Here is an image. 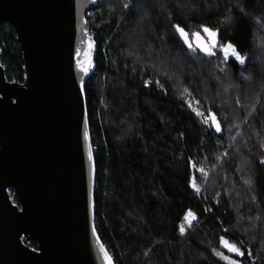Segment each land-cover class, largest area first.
Returning <instances> with one entry per match:
<instances>
[{
	"label": "trees",
	"instance_id": "1",
	"mask_svg": "<svg viewBox=\"0 0 264 264\" xmlns=\"http://www.w3.org/2000/svg\"><path fill=\"white\" fill-rule=\"evenodd\" d=\"M128 2L97 0L85 17L97 41L85 106L99 240L116 264H215L212 249L227 228L253 252L249 264H264V0H131V10L122 7ZM198 21L218 29L246 64L184 56L168 24L195 32ZM0 50L6 79L21 82L7 22ZM156 79L161 88L142 86ZM197 100L221 119L222 136L188 109ZM186 159L207 173H197L199 195L187 187ZM188 209L199 220L181 237Z\"/></svg>",
	"mask_w": 264,
	"mask_h": 264
},
{
	"label": "water",
	"instance_id": "2",
	"mask_svg": "<svg viewBox=\"0 0 264 264\" xmlns=\"http://www.w3.org/2000/svg\"><path fill=\"white\" fill-rule=\"evenodd\" d=\"M95 6L0 0V23L12 27L22 61L19 83L0 63V264H103L73 59Z\"/></svg>",
	"mask_w": 264,
	"mask_h": 264
},
{
	"label": "snow or ice",
	"instance_id": "3",
	"mask_svg": "<svg viewBox=\"0 0 264 264\" xmlns=\"http://www.w3.org/2000/svg\"><path fill=\"white\" fill-rule=\"evenodd\" d=\"M93 5L97 4V0H91ZM125 9L131 10L133 4L131 0L122 6ZM88 23L87 20L84 21ZM201 25L199 30L191 32L186 25L176 22H169L168 29L171 32L172 38L180 44L181 52L184 56H191L198 58L200 56L209 58V63L215 58L219 65H227L230 61L241 66L246 64V56L239 50L231 41H223L218 29L205 24L202 21H198ZM80 43L82 47H77L74 53L75 69L82 74V78L78 85V96L82 100V112L81 119L83 123V143L87 149L88 161H89V179L93 180L96 175V164L94 160V153L90 143L89 126L91 123L90 114L86 108L83 107V101L86 100L88 95V85L85 77H90V74L95 71L94 56L97 48V41L93 34L89 32L87 28L81 32ZM83 57V59H82ZM222 57V59H221ZM2 67V66H0ZM147 72V70H145ZM220 71L224 72L225 69L220 67ZM153 83L157 88H161L160 80H148L143 81L142 86L150 88ZM191 95V92H189ZM188 109L192 114L198 118V120L209 130V135L216 134L218 137L223 135L224 129L222 127L221 119L211 109L204 111L198 110L202 107L200 101H195L196 107L192 105V101L185 102ZM227 156V153L224 154ZM261 165H264V159L259 161ZM185 167L189 169L190 175L188 176L187 187L191 189V193L199 195L202 189L197 184V173L200 176H207L205 169L198 168L197 162L193 159H186ZM88 208L90 211L95 210V193H89ZM211 211V209H205ZM199 217L191 210L188 209L182 216L181 222L177 225V231L181 237L187 235L188 230L195 227ZM92 235L98 239V233L95 226L92 227ZM219 251L216 248L212 249V255L218 259L215 264H219V261H224L225 264H249V261L253 260V252L246 248L242 240H238L234 235L229 232V229L224 228L223 233L218 238ZM103 264H116L114 257L108 252L103 244H100L99 249ZM227 253V255L225 254Z\"/></svg>",
	"mask_w": 264,
	"mask_h": 264
},
{
	"label": "built area",
	"instance_id": "4",
	"mask_svg": "<svg viewBox=\"0 0 264 264\" xmlns=\"http://www.w3.org/2000/svg\"><path fill=\"white\" fill-rule=\"evenodd\" d=\"M8 194H9L10 199L13 200L15 193L13 191H8Z\"/></svg>",
	"mask_w": 264,
	"mask_h": 264
}]
</instances>
